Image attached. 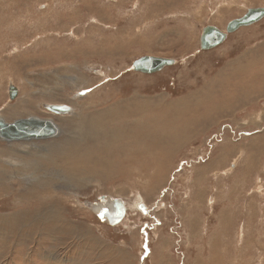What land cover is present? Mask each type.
<instances>
[{"label": "rangeland", "instance_id": "obj_1", "mask_svg": "<svg viewBox=\"0 0 264 264\" xmlns=\"http://www.w3.org/2000/svg\"><path fill=\"white\" fill-rule=\"evenodd\" d=\"M257 7L264 0H0V116L61 128L0 140V264H264V18L199 49L202 28L224 31ZM143 56L175 63L132 71ZM160 98L186 106L162 117L182 115L175 134L136 141L133 104ZM71 103L88 122L103 116L101 138L41 107ZM110 129L125 137L106 148ZM32 174L41 189L27 186ZM102 198L124 203L118 223L94 213Z\"/></svg>", "mask_w": 264, "mask_h": 264}, {"label": "water", "instance_id": "obj_2", "mask_svg": "<svg viewBox=\"0 0 264 264\" xmlns=\"http://www.w3.org/2000/svg\"><path fill=\"white\" fill-rule=\"evenodd\" d=\"M263 18L264 7L249 8L241 17L229 21L224 31L214 26H205L201 30L199 49L202 51L212 50L221 45L228 35L233 34L240 28L249 27ZM174 63L175 61L172 59L143 56L133 61L131 69L142 74H154ZM7 94L9 101H13L18 95V90L12 82H8ZM43 108L50 114L58 116L68 114L72 110L70 106L56 104H44ZM58 133V126L50 119L29 117L7 123L3 118H0V140L6 143L47 140L56 137ZM98 215L100 218L108 220L109 224L114 225L124 217L125 207L120 200H114L111 203V208L103 207L102 212L98 213Z\"/></svg>", "mask_w": 264, "mask_h": 264}, {"label": "bare ground", "instance_id": "obj_3", "mask_svg": "<svg viewBox=\"0 0 264 264\" xmlns=\"http://www.w3.org/2000/svg\"><path fill=\"white\" fill-rule=\"evenodd\" d=\"M200 35H201V33H200ZM163 101L164 100L160 98V99H158V102L156 104H151L150 101H149L150 102V104H149V103H147L146 100H141V101H138L137 103L133 104L134 105L133 106L134 109L131 110V112L128 114V116L130 118V120H129L130 124L129 125H132L133 122H131V121H133V119H134L133 126L134 127L136 126V127H135L134 131H131V132L136 134L135 135V140L136 141H139V140L142 139L140 137V133L142 135L143 131H147L143 135V139L145 140V142L147 141L146 138L148 137V133H149L150 130H154V132H156V134L161 133L162 135L166 136L169 139L171 138V136H168L169 134H171V133L175 134L174 131L177 130L176 126L179 124V120L182 119V115H179L177 117H176V115H170V119H168L167 122L166 121L163 122L162 121V117L165 118L164 116H168V113L177 112L181 108H183V109L186 108V106L183 103V101H179V100H178L179 102L178 101H174V102H171V103H164ZM43 105L44 104L41 105L42 108H43ZM72 106L74 107V110L71 108L72 110H71L70 113L61 115L63 120H64V118H66L67 115H72V117H75V118L78 117V121L76 122V124L78 125L77 130H78V132H80V134H85V136L92 135V138L94 137L96 139L101 138V137H99V135H101L104 132V129L102 127L103 123L101 121L103 116L99 117L98 121L95 120L94 122L93 121L88 122L86 118L85 119L83 118V113L80 110L77 111V109H79V107L76 108L75 104H72ZM197 107H199V105L196 103V105L194 107H192V108H197ZM84 110L87 111V110H90V109L86 107V109H84ZM114 115H118V112H114V111H111V110L108 111L107 118L111 117V120L107 121V122H110V127H111V122L112 121L118 122V126H119L118 129H113V127H111L114 131H116L118 133V131H122L121 128H120V123H121L120 121L121 120L120 121H119V119L118 120H113ZM160 115H161V117H160ZM0 118H2V117L0 116ZM58 129H59L58 135L56 137L52 138V139L57 138L61 134V128L58 127ZM102 129H103V131H102ZM113 130L110 129V132L107 133V135H106L107 137H104V139L106 140V142L104 143V146L106 148L115 147L116 143H117V140L121 139V141H122V138L125 137V135H123V136L120 135V139L114 137L113 136ZM122 133H123V131H122ZM126 135L128 136L129 140L132 138L130 133H128ZM73 138H76V137H73ZM158 139H162V137L159 136ZM31 141H40V140H31ZM20 142H22V141H20ZM37 146L38 145H30L29 147H27V148H30V149H25V152L28 153V154L34 153V152L37 153V152H39V148H37ZM23 147H26V146H23ZM140 148H141V145H140ZM87 153H88V150H86L85 156H86ZM82 161L84 162L83 158H82ZM93 164H96V160H95V162ZM76 167H77L76 169H78L79 171L83 170L80 165L76 166ZM32 180H33L32 184L27 185V186L28 187H34L35 189H41V184L39 183V177L32 174ZM23 189H26V187H24ZM115 199H119V198L109 199L108 201H106L105 198H102L101 199L102 200L101 204L93 206L94 213H96V212L97 213H101L102 212L101 209L103 207H105V208L111 207V203ZM122 204H124V203H122ZM125 212H126V208H125Z\"/></svg>", "mask_w": 264, "mask_h": 264}, {"label": "flooded vegetation", "instance_id": "obj_4", "mask_svg": "<svg viewBox=\"0 0 264 264\" xmlns=\"http://www.w3.org/2000/svg\"><path fill=\"white\" fill-rule=\"evenodd\" d=\"M228 37V36H227ZM111 208V207H110ZM108 221V220H107Z\"/></svg>", "mask_w": 264, "mask_h": 264}]
</instances>
